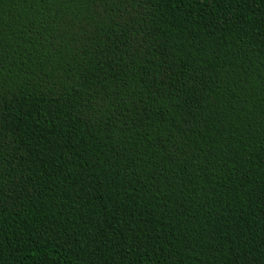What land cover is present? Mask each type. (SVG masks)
<instances>
[{
	"label": "trees",
	"instance_id": "1",
	"mask_svg": "<svg viewBox=\"0 0 264 264\" xmlns=\"http://www.w3.org/2000/svg\"><path fill=\"white\" fill-rule=\"evenodd\" d=\"M0 264H264V0H0Z\"/></svg>",
	"mask_w": 264,
	"mask_h": 264
}]
</instances>
